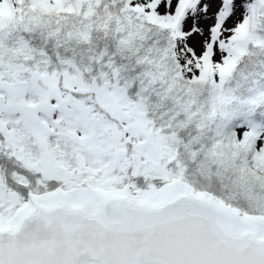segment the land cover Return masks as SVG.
Masks as SVG:
<instances>
[{
    "label": "snow or ice",
    "instance_id": "1",
    "mask_svg": "<svg viewBox=\"0 0 264 264\" xmlns=\"http://www.w3.org/2000/svg\"><path fill=\"white\" fill-rule=\"evenodd\" d=\"M0 264H264V0H0Z\"/></svg>",
    "mask_w": 264,
    "mask_h": 264
}]
</instances>
